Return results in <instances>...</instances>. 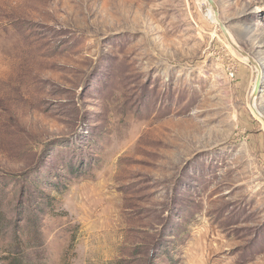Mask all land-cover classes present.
I'll list each match as a JSON object with an SVG mask.
<instances>
[{
    "label": "rangeland",
    "instance_id": "1",
    "mask_svg": "<svg viewBox=\"0 0 264 264\" xmlns=\"http://www.w3.org/2000/svg\"><path fill=\"white\" fill-rule=\"evenodd\" d=\"M214 1L0 0V264H264V0Z\"/></svg>",
    "mask_w": 264,
    "mask_h": 264
},
{
    "label": "bare ground",
    "instance_id": "2",
    "mask_svg": "<svg viewBox=\"0 0 264 264\" xmlns=\"http://www.w3.org/2000/svg\"><path fill=\"white\" fill-rule=\"evenodd\" d=\"M209 7H210V5H209ZM210 9H211V7H210ZM211 16L213 17L212 19L217 20V17H216V14H215L214 10H211ZM262 68L263 67H258V69H259L258 71H259L260 77H264V71H263L264 69H262ZM252 98H253V101H252L253 109L257 110V114H259L261 116V113L258 111L257 106H256L257 105L256 100L258 99L257 93L255 95H253ZM261 117L264 119L263 116H261Z\"/></svg>",
    "mask_w": 264,
    "mask_h": 264
},
{
    "label": "water",
    "instance_id": "3",
    "mask_svg": "<svg viewBox=\"0 0 264 264\" xmlns=\"http://www.w3.org/2000/svg\"><path fill=\"white\" fill-rule=\"evenodd\" d=\"M207 1L210 4L211 8L215 11L217 20L219 21V13H218L217 5H216L215 1L214 0H207ZM260 85H261V77H260V75H258L257 83H256L255 90L253 92V95H255L258 92Z\"/></svg>",
    "mask_w": 264,
    "mask_h": 264
},
{
    "label": "trees",
    "instance_id": "4",
    "mask_svg": "<svg viewBox=\"0 0 264 264\" xmlns=\"http://www.w3.org/2000/svg\"><path fill=\"white\" fill-rule=\"evenodd\" d=\"M26 264V263H25Z\"/></svg>",
    "mask_w": 264,
    "mask_h": 264
}]
</instances>
